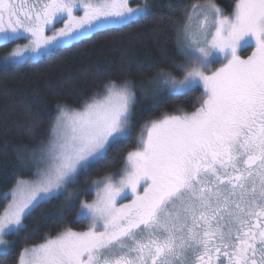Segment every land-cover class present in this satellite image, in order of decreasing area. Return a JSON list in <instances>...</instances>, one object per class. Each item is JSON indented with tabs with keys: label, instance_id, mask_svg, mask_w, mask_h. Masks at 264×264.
<instances>
[{
	"label": "snow or ice",
	"instance_id": "6c2138e0",
	"mask_svg": "<svg viewBox=\"0 0 264 264\" xmlns=\"http://www.w3.org/2000/svg\"><path fill=\"white\" fill-rule=\"evenodd\" d=\"M150 11L132 0H0V47L16 44L0 64L38 61ZM182 15L171 68L156 74L152 95L202 89L199 107L146 121L118 170L70 191L124 146L145 90L129 78L108 79L78 107L58 104L46 138L18 157L31 177L17 176L0 193L11 197L0 211V256L13 251L6 237H18L41 205L64 196L67 207L79 202L74 220L89 221L87 230L47 236L24 248L17 264H264V0H235L227 15L205 0ZM247 48L251 55L241 58ZM89 193L91 201L81 198Z\"/></svg>",
	"mask_w": 264,
	"mask_h": 264
},
{
	"label": "trees",
	"instance_id": "16d2710c",
	"mask_svg": "<svg viewBox=\"0 0 264 264\" xmlns=\"http://www.w3.org/2000/svg\"><path fill=\"white\" fill-rule=\"evenodd\" d=\"M205 0H146L150 13L129 27L110 28L93 34L81 42L58 49L52 55L38 61L15 65L0 64V193L9 191L17 176L31 177L30 170L22 167L18 159L26 155L25 146L46 138L57 105L78 107L108 79L129 78L145 91L138 92L135 105L133 131L124 146L109 152L104 161L81 175L80 182L73 184L83 188L84 181L97 179L108 172L118 170L127 151L136 148V140L146 121L165 113L180 114L177 109L192 112L203 99L202 89L187 95H170L161 92L153 98L147 86L155 81L156 74L171 68L175 54L177 30L182 13L190 5ZM225 14H231L235 0H215ZM250 48L241 53L246 56ZM8 50L0 47V58ZM90 200L91 193L82 196ZM65 197L41 205L25 223L28 229L15 240L13 251L0 256V264H16L22 250L41 243L47 236L59 233L66 227L81 230L86 220L76 222L77 201L72 207L64 204ZM0 199V211L7 204ZM33 228L38 234L25 240L26 232Z\"/></svg>",
	"mask_w": 264,
	"mask_h": 264
},
{
	"label": "rangeland",
	"instance_id": "374dc122",
	"mask_svg": "<svg viewBox=\"0 0 264 264\" xmlns=\"http://www.w3.org/2000/svg\"><path fill=\"white\" fill-rule=\"evenodd\" d=\"M205 2V1H204ZM204 2H198V3H201V4H203ZM146 3V2H145ZM147 4V3H146ZM148 5V4H147ZM227 15V14H226ZM183 20H184V17H183V19H182V22L181 23H183ZM243 50H241L240 52H239V55L241 56V58H247L249 55H251V52L253 51V49L252 48H250V50H249V52L247 53V55L246 56H244L241 52H242ZM223 63H226V61H217L215 64H213L212 65V70H215L216 68H219V67H221L222 66V64ZM153 89H154V81H152L148 86H147V88H146V90H149L150 92H152L153 91ZM165 114H171V113H165ZM163 115V114H162ZM162 115H160L159 117H156V118H153V119H157V118H160ZM153 119H151V120H153ZM150 121V120H149ZM30 178V177H29ZM25 179H28V178H25ZM14 187V186H13ZM12 187V188H13ZM69 187V190L70 191H74V190H76V188L75 187H73L72 185H69L68 186ZM11 188V189H12ZM10 189V190H11ZM9 190V191H10ZM91 195H92V198L89 200V201H91L92 199H94V193H91ZM11 200V197L9 196L8 197V201H7V203L9 202ZM127 202H129L128 200H124V201H121V203H127ZM87 221V220H86ZM89 227V221H87V225H86V227L84 228V229H81V230H76V229H73L74 231H85V230H87V228ZM62 231V230H61ZM60 231V232H61ZM58 234V233H57ZM57 234H54V235H50L51 237H54L55 235H57ZM6 239H7V237H6ZM44 241V240H43ZM42 241V242H43ZM41 242V243H42ZM31 247V246H30ZM17 264V263H16Z\"/></svg>",
	"mask_w": 264,
	"mask_h": 264
},
{
	"label": "flooded vegetation",
	"instance_id": "af4514ba",
	"mask_svg": "<svg viewBox=\"0 0 264 264\" xmlns=\"http://www.w3.org/2000/svg\"><path fill=\"white\" fill-rule=\"evenodd\" d=\"M145 2H146V0H132V4H133V6H136L137 4H144ZM76 14H77V15H83V12H82V11H79V12H77ZM56 27H57V28L63 27V22L56 24ZM47 34H48V35H51L50 32H48ZM17 43H19V44H25V43H28V41H27V40H20V41H18ZM15 46H16V44H10V45H8L7 47H5V49L8 50V51L5 53V55L8 54V53H10V52L15 48Z\"/></svg>",
	"mask_w": 264,
	"mask_h": 264
}]
</instances>
